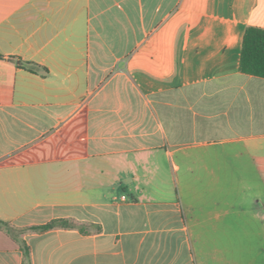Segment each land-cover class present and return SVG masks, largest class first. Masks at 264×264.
<instances>
[{"label":"crops","instance_id":"1","mask_svg":"<svg viewBox=\"0 0 264 264\" xmlns=\"http://www.w3.org/2000/svg\"><path fill=\"white\" fill-rule=\"evenodd\" d=\"M249 27L264 0H0V264H264Z\"/></svg>","mask_w":264,"mask_h":264},{"label":"trees","instance_id":"2","mask_svg":"<svg viewBox=\"0 0 264 264\" xmlns=\"http://www.w3.org/2000/svg\"><path fill=\"white\" fill-rule=\"evenodd\" d=\"M0 58H3L0 55ZM20 65L29 69L33 73L38 72V66L33 63H23L20 62ZM240 72L260 78H264V30L249 27L246 30L243 44H242V55L240 63ZM68 225L67 222H51L47 225L38 226L31 228V231L37 232H46L53 229L58 225ZM0 228L7 229L10 233H14L15 230L6 222L0 220ZM24 254L26 257V264H30L29 261V249L26 246H23Z\"/></svg>","mask_w":264,"mask_h":264},{"label":"built area","instance_id":"3","mask_svg":"<svg viewBox=\"0 0 264 264\" xmlns=\"http://www.w3.org/2000/svg\"><path fill=\"white\" fill-rule=\"evenodd\" d=\"M123 198H125V197H123Z\"/></svg>","mask_w":264,"mask_h":264}]
</instances>
